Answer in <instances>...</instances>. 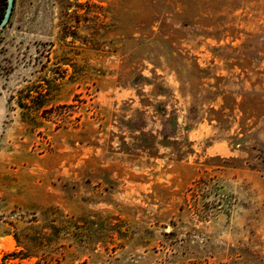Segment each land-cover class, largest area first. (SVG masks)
Returning a JSON list of instances; mask_svg holds the SVG:
<instances>
[{
	"label": "rangeland",
	"instance_id": "374dc122",
	"mask_svg": "<svg viewBox=\"0 0 264 264\" xmlns=\"http://www.w3.org/2000/svg\"><path fill=\"white\" fill-rule=\"evenodd\" d=\"M0 264H264V0H16Z\"/></svg>",
	"mask_w": 264,
	"mask_h": 264
},
{
	"label": "water",
	"instance_id": "95a60500",
	"mask_svg": "<svg viewBox=\"0 0 264 264\" xmlns=\"http://www.w3.org/2000/svg\"><path fill=\"white\" fill-rule=\"evenodd\" d=\"M16 0H7V8L4 14L3 19L0 21V30L4 29L10 22L15 8Z\"/></svg>",
	"mask_w": 264,
	"mask_h": 264
},
{
	"label": "trees",
	"instance_id": "16d2710c",
	"mask_svg": "<svg viewBox=\"0 0 264 264\" xmlns=\"http://www.w3.org/2000/svg\"><path fill=\"white\" fill-rule=\"evenodd\" d=\"M6 8H7V3H6V7L3 9V11L0 13V21L3 19L4 17V14H5V11H6Z\"/></svg>",
	"mask_w": 264,
	"mask_h": 264
},
{
	"label": "bare ground",
	"instance_id": "6f19581e",
	"mask_svg": "<svg viewBox=\"0 0 264 264\" xmlns=\"http://www.w3.org/2000/svg\"><path fill=\"white\" fill-rule=\"evenodd\" d=\"M221 150H223V148H222ZM223 152H224V151H223Z\"/></svg>",
	"mask_w": 264,
	"mask_h": 264
}]
</instances>
